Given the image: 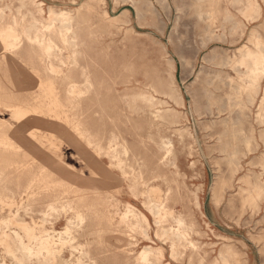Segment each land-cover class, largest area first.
Masks as SVG:
<instances>
[{"label":"rangeland","instance_id":"rangeland-1","mask_svg":"<svg viewBox=\"0 0 264 264\" xmlns=\"http://www.w3.org/2000/svg\"><path fill=\"white\" fill-rule=\"evenodd\" d=\"M37 1L43 3L41 10L28 2L22 5L20 0H0V25L10 21L12 15L29 21L30 11L43 21L48 20L51 9L67 12L70 22L77 26L82 48L88 54L89 66L98 73L95 77L96 88L104 86L101 105L88 103L83 122L102 139L117 131L129 141L140 136L142 144H137L138 148L150 164L144 176L147 179L151 173L158 175L146 184L137 186L135 192L129 189V183L122 180L121 175L118 176L120 182L117 187L106 186L108 201L105 204L94 202L99 210L88 212L85 227L72 230L73 242L57 246L56 256L48 264H78L79 259L81 264H136L139 261L138 252L146 246L162 251L161 256L150 255L148 264H223V257L226 264H264V111L259 114L264 76L257 83L253 100L238 86L250 62L249 56L241 52L242 48L244 45L253 48L252 38L256 32L259 39L264 41V0H248L251 4L255 1L259 4V14L247 10L245 0H218L215 4L208 0L205 8L212 9V16L206 17L204 14L200 19L194 12L195 0H173V3L172 0ZM188 49L192 52L189 53ZM115 61L116 72L113 70ZM186 61H190L189 72L183 80L181 65H185ZM12 76L24 95L39 93L38 87L23 83L8 64L0 65V93L11 88ZM160 77L172 98L156 87L155 80ZM220 77H223V81ZM107 87H110L109 92ZM140 92L154 101L150 111L143 110V102L132 99V94ZM177 92L183 98L182 106L173 101ZM135 106L137 110H134ZM95 109H100V112H94ZM239 110L241 113L237 112ZM0 117L15 124L7 114H0ZM60 125L61 128L54 133L44 127L31 131L38 140L30 147L34 149L32 154L27 153L25 148L17 147V139L11 140L14 142L12 147L4 148L5 160L0 162V172L4 174L0 177V188L3 185L7 188L2 189L4 195L19 199V192L31 175L44 170V166L52 168L63 162L67 171L84 172L87 176L91 169H101L96 164L88 166L83 162L82 151L73 147L74 132L62 122ZM160 144L170 147L172 160L170 165L154 169ZM41 151L43 154H39ZM44 154L49 161L34 162L31 171L16 176L15 163H31L35 155ZM54 154L58 159L62 154L63 161L52 160ZM101 159L104 167L109 169L108 158L101 155ZM113 170L120 174L119 170ZM46 180L52 181L57 188H65L63 184H58L55 176ZM42 181L44 185V178ZM102 183L104 185V181ZM58 196L59 193L45 196L41 192L33 198L18 203L14 201L5 205L9 208L3 206L4 209L0 210V221L11 219V226L18 231L13 213L19 205L27 204L33 208L35 220H39V211ZM78 196L81 195H68L54 202L60 205ZM7 197H4L5 200ZM149 199L156 203L160 201L171 214L156 222L158 217L144 203ZM128 203L144 215L148 238L127 229L121 222V214ZM109 204L114 205L110 210L111 222L101 212ZM53 216V221L44 227L56 233L64 229L73 213L62 210ZM175 217L182 218L189 227L191 243L178 246L176 254L172 256L166 236L161 231L173 226ZM10 245L7 248L5 243H0V264H19L11 258L18 250ZM79 252H83L84 256L79 258Z\"/></svg>","mask_w":264,"mask_h":264},{"label":"bare ground","instance_id":"bare-ground-1","mask_svg":"<svg viewBox=\"0 0 264 264\" xmlns=\"http://www.w3.org/2000/svg\"><path fill=\"white\" fill-rule=\"evenodd\" d=\"M20 1L22 5L28 2L32 6L37 7L38 10L42 9L41 5L43 3L41 1L40 2H38L37 0H20ZM113 1L115 2L116 0H113ZM233 1H241V0H233ZM245 1H246L247 10L254 11L255 13L259 14V11H260L259 4L256 1L253 4L249 3L248 0H245ZM195 2H196L195 3L196 7L194 9V12L196 13V15H198L199 19L203 18L204 14L206 15V17L212 16V9L205 8L206 2H208V0H195ZM210 2L211 4H215V3H218V0H210ZM172 3H173V0H172ZM156 5L159 6V4H156ZM169 8L170 7H168V9ZM49 9L50 8H48V10ZM133 9L136 10L134 7ZM152 10L153 9H151V11ZM28 14H30V19H31L29 21H25L17 17L16 15H12L10 18V21L6 23H2L0 25V53H1L0 65H6V64L11 65L14 72L19 75V78L21 79L23 83L31 84L32 86L38 87L40 91L39 93L35 95H32V94L24 95L23 93H21L22 88H20V85L15 81L16 78H14V76L11 77L12 79L11 80L12 82H10L11 88L8 91H2L0 93V114L9 115L10 118L15 121V124L0 117V148H3L4 150V148L6 147L7 148L12 147V145H14V142L12 143L11 140L17 139V142L19 144L17 147H22L23 149L25 148L27 150V153L29 151V153L32 154L33 153L32 151L34 149L32 150L30 147L34 146L33 144L35 142H38V140L36 141V137L34 136L33 133H31V131L34 130V128L36 127L37 128L44 127L46 130H48L51 133L58 132V130L61 128L60 122H62V124H64L65 126H70L71 132H74L73 147L82 151L83 162H85V164L88 166L92 164H96L101 167V169H91L89 176L85 175L84 172L76 173L73 171H67L63 166L64 163L61 162L63 161L61 160L62 154H61L60 159H58V157H55V154H54L52 155V160H58L61 163L57 164L56 166L52 168H50L49 166L48 167L44 166V170L41 169L42 170V171L40 170L41 172L31 175L27 183L20 190L19 199L8 198L2 192V189L4 188L7 189V188L4 185H3L4 188L3 187L0 188V210H2L3 206L11 204L14 201L18 203V202H21L23 199L26 200L27 198L29 199L33 198L35 194H41V192H44L45 196L51 193H54V194L59 193L58 198L57 199L55 198L54 201L62 200L65 198V196L67 197L68 195L70 196L71 195H81L72 200L68 199V201L60 203V205H57L54 201L48 202L46 206L44 207V209L39 211L40 213L39 220H35L33 208L28 207L27 204L26 205L23 204L22 207H19L20 206L19 205L16 211L13 213L16 218L15 222L18 223V227H19L17 228L18 231L22 230L19 232L16 230V228L11 226V222H12L11 219L8 218V219L0 221V243H5L7 248H10L11 247L10 244H12L13 246H16V249L18 250V252L14 254V257L11 256V258L17 260L19 264L21 263L22 264H48L49 261L53 257L56 256L57 246L61 247L67 243L71 244L73 242V240H71V238L74 237L72 230L83 229L85 227L86 217H87L88 212L93 209L94 210L98 209L97 206H94V202L95 203L102 202V204H105L108 201L106 191H105L106 186L109 185V187L111 186L112 188L117 187L120 182V178H118V176L120 177L121 175V179L129 183L128 184L129 189L132 192H135V188L137 186L146 184L147 181L157 178L158 175L156 173H151L147 179L144 176L145 174L144 172L149 170L150 164L147 161L146 157L143 155L141 149L138 148L137 144H142V140L140 139V136H139V139H134L133 141H129L119 131H117L115 133H111L106 139H102L100 137H97L95 134H93L92 131H90L89 127L86 126V124L83 122V120H85L86 118L85 115L87 113L88 103H92V105L93 104L101 105V97H103L101 96V90H103L102 88H104V86L101 87V85H99V87L101 88L99 89L96 88L95 77L98 75V73L94 72L89 66L88 59L86 58L88 54L82 48L83 44H82V40L79 35V31L77 29V26L70 22V17L68 16V13L64 11L56 12L51 9L48 13V18H47L48 20L46 21L37 19L33 15L32 11H30ZM121 15H123V13ZM184 15H186V13ZM1 17H2V11H0V19ZM190 33H191V30H190ZM255 34L256 35L253 34L252 44H251L253 45V48L251 49L250 47L244 45V47L241 50V52H243L246 56H249L250 62L249 64L246 65L247 71L245 73L244 78L241 79V83L238 85L239 89L241 91H245L247 97H249L251 100L254 99V93L256 92L258 81L264 76V41L259 39L258 37L259 35L257 34V32ZM176 35H179V33ZM248 37L250 36L248 35ZM180 48H178V50ZM196 50H198V48ZM185 52L186 51H184V53ZM190 52H192V50L191 51L189 50V53ZM195 53H197V51ZM213 55H214V52H213ZM212 61L215 64L214 58ZM188 62L190 63V61ZM188 62L186 63L187 66H185L186 64L181 65V72H182L183 80L184 78L188 76V72H189ZM222 62H223V59H222ZM113 64H114L113 70L114 72H116L115 70L116 61L115 63L113 62ZM216 65L218 67V64ZM237 69L238 68H236V70ZM104 74H106V72H104ZM221 79L223 81V77ZM155 84L158 90L162 94L172 98L171 93L168 91L161 77L155 80ZM106 89L109 92L110 87H107ZM203 90L204 89H202V91ZM105 96L106 94L104 95V97ZM131 97L133 100H139L143 102V110L147 109L148 111H150L154 105V101L144 92L132 94ZM214 97L215 96H213V98ZM220 100L222 101V99ZM173 101L176 105H180V106L183 105V98L178 92L176 94L175 99H173ZM259 105H260V109H259V114H260L261 111H264V86L262 89V95L260 98ZM137 109L138 108L135 106L134 110H137ZM240 110L237 112H240ZM94 112H100V109H95ZM152 121L153 120H151V122ZM213 126H216V125H213ZM238 130H239V127H238ZM229 140H226V142L229 143L228 142ZM102 142L103 143L105 142L104 145ZM229 144L231 145V143ZM229 144L228 146L230 147ZM219 147L221 146L219 145ZM158 148H159L160 153L156 158L154 169L163 167V166H168L171 164V160H172L170 157L171 155L170 147H166L163 144H160ZM54 149L56 150V154H57V149L56 148ZM4 152L6 151L5 150L2 151L0 149V162H3L5 160L6 155ZM51 152L53 153L54 151L51 150ZM37 154L38 153H36V155ZM39 154H43V152L41 151ZM219 154H221V152H219ZM36 155L35 157L32 158L33 162L31 163L28 161L21 163L22 165H19V163H15L16 165H14L15 166L14 169L16 170V173H15L16 176L23 175L25 172L28 173L29 171H31V168L33 166L32 164H34V162L44 163V161L50 160L45 154L44 156H36ZM101 155H105L108 158V161L110 164L109 169L105 168L106 166L104 167L103 165L104 163L101 159ZM88 160H91L92 162L90 163ZM114 168L119 170L120 174L115 173L113 170ZM2 175L4 174L0 172V177ZM216 175L215 177H217ZM54 176L56 177V179L59 180L58 184L59 185L63 184L62 186H65V188L63 189L57 188L52 183V181L46 180L47 178L49 177L51 178ZM43 178H44V185L42 181ZM254 179L256 180V178ZM103 181H104V185L102 183ZM4 197H7V199L5 200ZM144 203L145 205H147L149 210H151L158 217V220L156 222L161 221V219L163 220L165 217L171 214V212L167 210L160 201L156 203V202H153V200L149 199L148 202H144ZM112 206L114 205L109 204L106 206V209L101 210V212L104 214V216L107 217V219L110 222L112 219V215H111L112 211H110ZM7 207L5 206V208ZM62 210L72 212L73 217L68 220V223L66 224V226L64 227L62 231L56 232V233L48 231V229L44 227L45 224L51 223V221H53L52 220V217H54L53 215H56L59 211H62ZM113 212H115V210H113ZM26 218H28L29 220H26ZM145 220L146 219L144 215L141 212L137 211L134 208V206L129 203L126 205L125 211L121 214V222L124 223L127 229H130L131 231L139 232L143 234L145 238H148L147 230L145 228ZM174 223L175 224L173 226H170L168 229L161 231V234L166 236V240L171 249L172 256L176 254V250L178 246L184 245L185 243H191L189 242V238H188L189 227L184 223L182 218L175 217ZM226 246L228 247V245ZM150 255L161 256L162 251L152 246H146L138 252L137 259L139 261L136 264H148L147 261L149 260ZM82 256H84V253L79 252L78 257L80 258ZM226 263L227 261L223 257V264H226ZM78 264H81L80 259L78 260Z\"/></svg>","mask_w":264,"mask_h":264}]
</instances>
